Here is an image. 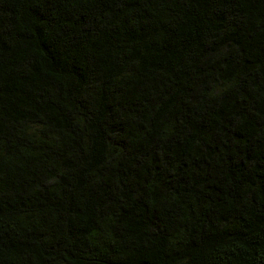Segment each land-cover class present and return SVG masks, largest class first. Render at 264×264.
<instances>
[{
    "label": "trees",
    "instance_id": "obj_1",
    "mask_svg": "<svg viewBox=\"0 0 264 264\" xmlns=\"http://www.w3.org/2000/svg\"><path fill=\"white\" fill-rule=\"evenodd\" d=\"M0 264H264V0H0Z\"/></svg>",
    "mask_w": 264,
    "mask_h": 264
}]
</instances>
